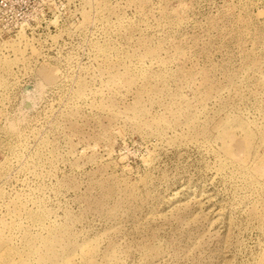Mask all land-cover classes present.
Returning <instances> with one entry per match:
<instances>
[{
    "label": "rangeland",
    "instance_id": "obj_1",
    "mask_svg": "<svg viewBox=\"0 0 264 264\" xmlns=\"http://www.w3.org/2000/svg\"><path fill=\"white\" fill-rule=\"evenodd\" d=\"M0 264H264V0H0Z\"/></svg>",
    "mask_w": 264,
    "mask_h": 264
}]
</instances>
